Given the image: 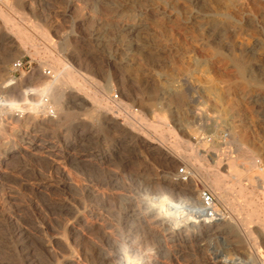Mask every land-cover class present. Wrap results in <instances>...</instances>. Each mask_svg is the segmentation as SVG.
<instances>
[{
	"label": "rangeland",
	"instance_id": "374dc122",
	"mask_svg": "<svg viewBox=\"0 0 264 264\" xmlns=\"http://www.w3.org/2000/svg\"><path fill=\"white\" fill-rule=\"evenodd\" d=\"M0 8L35 39L0 16V264H264V0H0ZM54 58L87 90L107 86L105 101L119 108L96 110L69 86L56 101L43 82ZM135 113L146 122L136 124L138 139L122 126ZM145 137L175 145V170ZM247 144L259 153L254 167L239 156ZM215 170L229 186L225 201L205 180ZM171 176L194 179L196 196L168 186ZM203 191L227 221L176 228L200 214ZM254 207L261 215L247 220Z\"/></svg>",
	"mask_w": 264,
	"mask_h": 264
},
{
	"label": "bare ground",
	"instance_id": "6f19581e",
	"mask_svg": "<svg viewBox=\"0 0 264 264\" xmlns=\"http://www.w3.org/2000/svg\"><path fill=\"white\" fill-rule=\"evenodd\" d=\"M9 7V6H8ZM9 9L12 11V8L9 7ZM0 16L2 17V20L4 21V23L6 25H10L11 29H16L14 31V33H16V35L18 37H20L21 39H24V41H28V42H32L33 45H35L34 42V38H31L28 33L26 32V29H22V28H19V26H16L14 27L16 24L14 23V21L12 22L11 20V17L5 13L1 8H0ZM26 19V18H25ZM36 24V23H35ZM36 27H38L39 29L37 30V33L45 40L47 39L48 41V34H47V31L41 27L40 25H35ZM36 29V28H35ZM12 31V30H11ZM23 42V40H22ZM124 48V47H123ZM127 48V47H126ZM130 48V47H128ZM127 48V50H128ZM45 49H47V47H45ZM50 49V48H49ZM46 51V50H45ZM50 52V51H49ZM52 56V55H51ZM234 59V58H233ZM55 61V66H53L54 68V71H53V75L51 74V71L49 72V75H47V77L44 76L43 78V82L44 84L46 85L47 87V90L48 92L51 93V95L53 96V98L56 100V101H60L62 98L65 97L66 93H65V88L66 87H75L77 88V90H80V91H84L86 92L91 100H92V103L96 106V110L98 109H103L105 110L106 112H114L115 109H118V105L117 104H114V105H111L110 103H108V101H105V97L106 94L108 93V87L105 86H101L100 89H97V92L99 93H96V92H92V91H89L87 90V87L85 86L86 84L84 82H82L79 77H77V74L75 73V69L73 70L72 67L62 63L60 61V59H53ZM232 60V59H231ZM236 60V59H235ZM238 61H236L237 63ZM234 63V62H233ZM236 65V64H235ZM243 65V64H242ZM251 67V66H250ZM238 68V67H237ZM241 68H239L240 70ZM243 69V68H242ZM246 69V68H245ZM254 70V69H253ZM243 70H240L239 73L240 74H244L242 72ZM47 73V72H45ZM247 73V72H246ZM248 77V76H246ZM245 77V78H246ZM253 79V78H252ZM242 80V79H241ZM247 80V78H246ZM250 81V79H248ZM258 80V79H257ZM263 80V79H262ZM254 81V80H253ZM256 81V79H255ZM254 81V82H255ZM242 82V81H241ZM248 82V81H247ZM264 81H262L263 83ZM255 84V83H254ZM264 84V83H263ZM260 85V84H258ZM260 87V86H259ZM264 87V86H263ZM258 88V87H257ZM110 89V88H109ZM46 90V91H47ZM99 90V91H98ZM96 91V90H95ZM255 97V96H254ZM262 98V97H261ZM115 103V102H114ZM121 103V101H120ZM16 105V104H15ZM260 105V104H258ZM31 107V105H24V104H20V106L16 107L17 109H20V111L23 109H29ZM15 108V109H16ZM264 108V107H263ZM10 111V110H9ZM15 111V110H14ZM17 111V110H16ZM25 111V110H24ZM117 111V110H116ZM195 112V111H194ZM15 113V112H14ZM198 114V113H197ZM200 116V115H199ZM134 120H131L129 118H126L125 120V124H123L122 126L125 127V130L128 134L132 135L133 137L135 138H140L141 136V133L140 132H137L136 130L139 129V127L136 125L137 123H139L140 125H142V123H146L143 116L141 115H137L135 113L134 116H132ZM54 120V119H53ZM119 124V123H118ZM188 131V130H187ZM232 133V132H231ZM142 137V136H141ZM147 137V136H146ZM143 140L144 141H147L148 144H147V147L149 151H156L164 160L165 164H166V168L169 171L173 170L179 163H180V157L178 156V154L175 152V145L171 148L169 147H165V146H160L158 144H155L154 143V140H150L148 138H146ZM192 137V136H191ZM194 138V137H193ZM240 138V137H239ZM142 140V139H141ZM241 140V139H240ZM244 141V140H243ZM164 145V144H163ZM243 147V146H242ZM241 151V150H240ZM261 151V150H260ZM264 151V150H263ZM216 152V151H215ZM152 153V152H151ZM261 153V152H260ZM217 154V153H216ZM242 155L243 158H245V160L247 162L250 163V165H252V167L256 166V161L258 159V150L251 146V145H245L243 147V151L241 153H239V156ZM202 155H197L196 157H200ZM208 156V155H207ZM230 157V156H229ZM231 157L234 158V156H232L231 154ZM205 158H207L205 156ZM219 158V157H218ZM229 165H231L232 163H234L235 159H231L229 158ZM226 160V159H225ZM183 161V160H182ZM219 161V160H217ZM200 164V163H198ZM233 165V164H232ZM251 167V168H252ZM261 167V166H260ZM195 168L197 169V167L195 166ZM222 168V167H221ZM185 169V168H184ZM259 169V168H258ZM175 170V169H174ZM255 170V169H254ZM253 170V171H254ZM185 171V170H184ZM242 171V170H241ZM256 171V170H255ZM261 171V170H260ZM189 175H191V172L189 171L188 172ZM193 173L195 175V171L193 170ZM250 173V171H249ZM258 173V176L260 177L261 176V173L260 172H256ZM264 173V171H263ZM165 174V173H164ZM177 175L178 177L180 178L181 175H187V172L185 171L184 174H180L178 171H177ZM245 175V174H244ZM164 177V176H163ZM224 176L221 174L220 170H215L213 171V173L211 174V176H206L205 177V180L206 182L210 185V187L216 191V195H219L218 197H220L221 199L223 198L224 199H227L229 198V196L227 197L228 195V188L229 186H225L224 184L228 185L227 183L223 182ZM195 178V177H194ZM261 178V177H260ZM164 179V178H163ZM171 180V182H166V184L168 186L172 185L173 187L177 188V189H180L185 191L187 194H189L190 196L194 197L196 196V192H197V184L196 182L194 181V179L190 178V180H188L187 182H174L172 180H174V177L172 178V176L169 178ZM178 179V178H177ZM187 179V177L181 179V181H185ZM242 181L240 180H234V185L235 186H238L240 187V183ZM224 183V184H223ZM165 184V185H166ZM233 185V184H232ZM242 185V184H241ZM167 186V187H168ZM172 188V187H171ZM173 188V189H175ZM261 188V187H260ZM244 189V187L242 188ZM231 191V190H230ZM239 191V189H238ZM238 191H237V194H238ZM243 191V190H242ZM241 193V192H240ZM230 194V193H229ZM235 194V193H234ZM195 201V200H194ZM225 201V200H224ZM159 203V202H158ZM169 204V203H168ZM164 206V205H163ZM245 206V205H244ZM258 206V205H257ZM256 207V206H255ZM255 207L253 208V210L255 209ZM179 207H177L176 205H173L169 204L168 206V209H174V211H177ZM166 209V208H165ZM167 209V210H168ZM257 209V208H256ZM259 209V208H258ZM257 210H254L252 212H249L247 214V217L246 219L249 220L251 215H257L256 218H259V216L261 215L260 212ZM264 209V208H263ZM165 210L164 212L167 213L168 211ZM194 210V208H193ZM263 211V210H262ZM197 214L198 212L200 214H198L197 216H195L194 219H191L189 220L188 222H184V223H181L180 221H177L175 224H176V228H181V227H185L187 228V230L189 229V227H194V226H198V225H201V226H204V227H207L209 225H214V224H219V223H222L223 222H226L227 221V216H225L224 214H222L219 209L214 206L210 212L208 213V209L204 206V205H200V206H197V210H196ZM165 215H168V214H165ZM171 215V214H170ZM170 215H168L170 217ZM172 216V215H171ZM200 216H203V217H200ZM227 217V218H226ZM255 218V217H254ZM163 219V218H162ZM243 220V219H242ZM252 220V219H251ZM229 221V220H228ZM233 222V220H231ZM241 221V220H240ZM246 221V220H245ZM245 221L243 223V227H241V230L244 231V227H245ZM189 222H192L189 226H188V223ZM252 222V221H251ZM214 223V224H213ZM241 223V224H242ZM248 223V221H247ZM174 224V225H175ZM225 225V224H224ZM203 227V228H204ZM216 227V226H215ZM233 228H235L234 226H232ZM237 227V226H236ZM173 228V227H172ZM184 229V228H183ZM238 229V228H237ZM249 229V228H248ZM233 230V229H231ZM239 230V229H238ZM191 231V230H190ZM236 231V230H235ZM240 231V230H239ZM246 232V231H244ZM243 234V233H242ZM246 235V234H245ZM248 237H251L253 238V234L250 231H247V235ZM250 239V238H249ZM231 262V260H229ZM128 262V261H127ZM220 262V260L218 261ZM224 262V260H223ZM257 262V261H256ZM132 263V262H130ZM135 263V262H134ZM236 263V262H235ZM123 264H129V263H124ZM221 264V263H220ZM257 264V263H256ZM258 264H263V263H260L258 262Z\"/></svg>",
	"mask_w": 264,
	"mask_h": 264
},
{
	"label": "built area",
	"instance_id": "2783aa9c",
	"mask_svg": "<svg viewBox=\"0 0 264 264\" xmlns=\"http://www.w3.org/2000/svg\"><path fill=\"white\" fill-rule=\"evenodd\" d=\"M20 65L21 64H19V66ZM178 172L180 174H184L185 173L184 169H180ZM201 202L208 209V213L215 206L213 196L209 192H207V191H203L201 193Z\"/></svg>",
	"mask_w": 264,
	"mask_h": 264
}]
</instances>
